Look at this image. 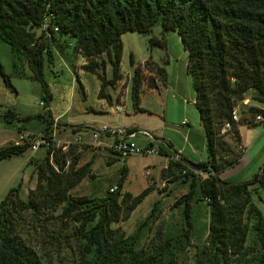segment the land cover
Here are the masks:
<instances>
[{
	"label": "trees",
	"instance_id": "16d2710c",
	"mask_svg": "<svg viewBox=\"0 0 264 264\" xmlns=\"http://www.w3.org/2000/svg\"><path fill=\"white\" fill-rule=\"evenodd\" d=\"M155 23H159L161 35L150 37L149 46L163 47L164 35L175 32L186 52V73L204 138L205 159L196 162L183 157L173 159L162 152L163 144L171 147L168 142L157 144V154L167 157L162 171L175 173L182 182L189 181L188 191L177 199L186 201V219L175 234L157 232L145 246L135 247L137 231L125 234L112 224L127 219L149 188L136 195L123 191L126 168L122 166L112 191L107 189L98 198L71 196L69 189L89 173L90 162L75 167L77 157L71 148L60 150L62 145L51 141L34 165L35 183L26 199L18 197L17 184L0 200V264H42L17 232L18 221L27 213L56 220L48 245L57 250L61 241L69 247L72 242L77 264H178L179 252L190 241L187 201L195 186L197 201H204L208 210L206 241L195 264H264V215L253 199L254 195L262 201L256 193L258 189L264 192V164L244 181L218 177L240 157L238 127L264 126V0H0V39L10 46L15 73L21 74L17 63L25 61L30 71L27 76L40 83L43 107L50 99L43 64H53V49L64 47L65 37L74 40L73 50L86 59L82 69L101 79L98 97L109 101L103 86L110 80L97 71L104 67L105 60L96 57L105 54L111 82L119 80L120 35L126 31L148 33ZM129 62L133 64L131 56ZM142 70L165 81L164 69L150 58L133 67L129 94L132 107L141 112L144 110L138 102ZM0 76L3 84L14 90L1 68ZM149 80L148 87H154L151 76ZM79 89L82 92L80 85ZM249 90L254 91L256 104H241L233 120V108ZM256 115L262 118L255 119ZM37 117L46 122L39 132L49 139L54 122L50 112L45 110ZM225 122L229 127L220 133ZM229 133L233 146L223 139ZM29 143L23 138L20 143L0 146V160L21 155ZM248 229L253 237L249 249L244 244Z\"/></svg>",
	"mask_w": 264,
	"mask_h": 264
},
{
	"label": "rangeland",
	"instance_id": "374dc122",
	"mask_svg": "<svg viewBox=\"0 0 264 264\" xmlns=\"http://www.w3.org/2000/svg\"><path fill=\"white\" fill-rule=\"evenodd\" d=\"M160 33L159 23H155L148 33L126 31L120 35L122 43L119 64L121 79L113 83L111 82V67L105 54L96 57V60L101 58L105 60L104 67L97 71L106 81L110 80L103 86V93L109 97V101L105 97H98L101 79L95 73L82 69V64L86 59L73 50L74 40L65 37L66 45L61 49L57 46L53 49V64H43V80L50 94L47 107H43L40 103L42 94L40 83L27 76L30 71L25 61L17 63L18 73L21 72L17 75L12 68L13 58L10 46L0 39V68L8 75L14 89L6 87L0 76V146L7 142L20 141L18 138L20 134L25 136L43 130L46 122L37 116L48 110L51 117H55V121L51 124L54 144L69 142L67 148H71L72 155L77 157L75 167L90 162L89 173L69 189V195L95 198L103 196L107 189L109 190L116 184L121 167L124 166L126 174L122 183L123 191L136 195L145 187L149 188V192L127 219L112 224V227H119L125 234L137 231L135 247L145 246L157 232H169L173 235L178 231L186 219L184 211L186 201H177V199L188 191L189 181L182 182L181 178H175V173L165 174L162 171L165 159L159 154H116L88 142L91 140L90 130L87 132L81 130L80 127L77 130L75 127L86 123L111 127L131 125L137 130L145 129L152 132V136L159 139L162 144L163 142L170 143L172 147H167L170 153L183 146L184 132L187 128L191 130L188 135L189 140L196 145L201 143L199 135H202V139L204 138L197 110L193 105L194 91L185 71L186 52L175 32L164 35L165 45L163 47L149 46L148 39L150 37L160 38ZM129 56L132 57L133 65H130ZM148 57L166 72L167 83L165 81L163 83L169 88V92L163 87L157 90L143 87L139 94L138 106L144 111L138 112L131 104L130 77L133 67L138 63L141 64ZM168 59L169 62H167ZM148 72L141 73L144 86L150 82ZM79 85L82 87V92ZM183 86H186L185 95L172 92V87L183 88ZM252 94H254L253 90L247 91L245 98L237 102L233 108L236 117H238L237 110L241 104H256L252 99ZM115 104L120 106L119 111L114 110ZM182 108H185V113L180 117ZM8 111L14 116L11 117ZM45 118H47L46 114ZM162 120L166 123L160 132L158 129L162 126ZM59 124L67 126L62 128ZM255 128L263 130L264 126L258 125ZM225 129L227 128L222 126L220 133H223ZM242 131L245 130L242 129ZM243 134L247 141L248 136ZM230 135V133L224 135L223 139L233 146L235 142ZM78 136L80 143L75 142L78 141ZM133 140L139 147L147 143V139L139 133ZM28 141L30 142V139ZM157 144L159 143H152L155 150H157ZM263 144L264 131L257 133L251 148L244 152L246 155L248 151L249 162L239 175L233 178L234 180L244 181L260 170L264 164V147L260 148ZM66 149L60 148V150ZM238 151L235 152L238 153ZM44 153L43 146L34 150L28 147L19 156L0 160V200L10 187L17 184H19L18 197L22 200L26 199L28 189L33 188L35 183L34 165L44 156ZM183 153H187V149ZM67 163L68 161L65 160V165ZM256 194L262 197V201H258L254 195L253 199L264 215V192L258 189ZM197 198L198 189L195 186L191 199L187 201L188 219L191 224L190 241L189 245L179 252L178 264H195L200 258L199 250L206 241L208 210L205 202L197 201ZM58 212L59 208L53 212V215ZM56 225V220L48 215L47 217L32 216L27 213L18 221L17 232L21 240L34 249L42 264H77V254L72 242H69L71 246L69 247L61 241V246L57 250L48 245L50 230ZM252 240V233L248 229L244 243L247 249L252 245Z\"/></svg>",
	"mask_w": 264,
	"mask_h": 264
},
{
	"label": "crops",
	"instance_id": "0c3cea01",
	"mask_svg": "<svg viewBox=\"0 0 264 264\" xmlns=\"http://www.w3.org/2000/svg\"><path fill=\"white\" fill-rule=\"evenodd\" d=\"M170 33H173V32H169L167 34L169 35ZM167 34H165V35H167ZM148 58H150V57H148ZM167 62H169V59L167 60ZM142 63H143V61H142ZM142 63L141 64L138 63V64L139 65H142ZM146 71L147 70H145L144 72H146ZM185 71H186V64H185ZM144 72L142 70L141 73H144ZM148 74L152 77V81H153L154 87L149 88L148 85H147V83H146V86H144L143 76L141 75L140 92L142 91L143 87L146 88V89H156V90L159 89L160 87H163L164 90H166V91L169 92V88L165 84V83H167L166 82V79H168V78H166V72H165V83H163L156 76H154V74L152 72L149 71ZM172 88H173L172 92H177V94H182V95H185L186 94V86H183V88H178V87H176V88L172 87ZM251 104L254 105V103H251ZM115 106H117L118 109H115ZM114 110L115 111H119L120 110V106L118 104H115L114 105ZM138 112H141V111H138ZM184 113H185V108H182L181 109L180 117L184 116ZM52 119H53V121H55V117H52ZM182 120L183 119H181V122H183ZM165 123H166V121L162 120V122H161V125L162 126L158 129L160 132L164 129ZM184 124H186V123L184 122ZM60 125L67 126L66 124H59V126ZM99 126H107V125H99ZM99 126H94V125H91V124H87L86 123V124L81 125V126H76L75 128H77V130H78V127H80L81 130H84V131L89 132V130L91 128H97ZM108 127H111V126H108ZM113 127H115V126H113ZM123 127H125V126H123ZM255 127L256 126H254V127L239 126L238 127V133H239V139H240V147L242 149L241 155L239 157L238 162H236V164L234 166L229 167V168H226V169H223L222 171H220L218 173V177L220 179H223V180H226V181H231V182H237L233 178L235 176H238L239 173L242 171V169L244 167H246L247 164H248V162H249V153L247 151L246 155H244V152H246V150H249V148H251L253 142L256 140L257 133L259 134V133H262L264 131V129L263 130H256ZM125 128H133V127H131V125H127ZM242 129H244L245 131L243 132ZM138 130H143V129H138ZM145 131H147L148 133H150L152 135V132H150L148 130H145ZM190 132H191V130L188 129V128L185 130V132H184V137L185 138H184L183 146H180V148H177L175 150L176 153L175 152L170 153L169 150H168V148H167V146H163L162 147V152H165L166 154H168L173 159H177V158L179 159V157H183V158H185L187 160H190V161H193V162L204 160L205 159L204 139H202V135H199V138L201 139V143L199 145L198 144L196 145V144L192 143L189 140V138H188V135H189ZM243 133H245L246 136H248L247 137V141L244 138V134ZM171 147H172V145H171ZM262 147H264V144L260 148H262ZM185 149H187V153H183V151ZM161 156H163V155H161ZM163 157L165 159V165H166L167 157H165V156H163ZM165 165L163 167H165Z\"/></svg>",
	"mask_w": 264,
	"mask_h": 264
},
{
	"label": "built area",
	"instance_id": "2783aa9c",
	"mask_svg": "<svg viewBox=\"0 0 264 264\" xmlns=\"http://www.w3.org/2000/svg\"><path fill=\"white\" fill-rule=\"evenodd\" d=\"M115 109H118L117 106H115ZM231 118L233 120H236L235 111L233 110L231 112ZM262 117L260 115H256L255 119H261ZM57 126V125H56ZM59 127L65 128V125H60ZM229 123L225 122L223 124V128H228ZM139 133L142 136H144L147 139L146 145L143 147H139L135 144V141L133 138L135 135ZM90 136L91 140L88 141L92 143L93 145L102 148V149H108L111 152H115L117 154L121 155H127V154H157V151L148 144H152L153 142L159 143L160 140L153 137L150 133H148L145 130H131L130 128H125L123 126H115V127H108V126H99L97 128H91L90 129ZM20 141L22 142V139H30L29 148L34 150L39 146H43L44 149L48 147L51 141H54L52 134L50 135L49 139H47V135L43 133H35L31 136L29 134H26L25 136L20 134L18 136ZM80 137H77L79 142ZM17 143V142H15ZM59 145H62V149H64L68 145V141L64 142H57ZM197 172V171H196ZM114 189V186L109 188V191H112Z\"/></svg>",
	"mask_w": 264,
	"mask_h": 264
}]
</instances>
